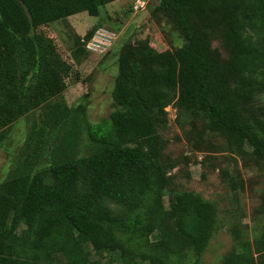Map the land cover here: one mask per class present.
Wrapping results in <instances>:
<instances>
[{
    "label": "trees",
    "instance_id": "1",
    "mask_svg": "<svg viewBox=\"0 0 264 264\" xmlns=\"http://www.w3.org/2000/svg\"><path fill=\"white\" fill-rule=\"evenodd\" d=\"M113 1L0 0V129L64 89L69 66L39 27L81 12L96 17ZM154 10L183 44L159 52L136 44L117 58L115 109L104 127L88 124L82 106H50L48 162L29 153L0 182V264H53L58 254L64 264H96L85 246L118 264H181L186 251L200 256L214 205L182 191L164 208L166 168L143 146L157 139L170 104L210 117L264 160V120L245 110L264 93V0H158ZM257 113L264 116V105ZM79 130L90 151L73 158ZM235 240L222 264H264V225L251 243Z\"/></svg>",
    "mask_w": 264,
    "mask_h": 264
},
{
    "label": "rangeland",
    "instance_id": "2",
    "mask_svg": "<svg viewBox=\"0 0 264 264\" xmlns=\"http://www.w3.org/2000/svg\"><path fill=\"white\" fill-rule=\"evenodd\" d=\"M143 1L146 3L141 11L131 8L134 0H116L99 8L96 17L81 12L39 27L69 71L61 93L0 129V182L13 175L15 167L31 157L29 153H34L39 163L48 162L51 129L44 119L50 106L64 105L69 109L82 106L88 124L104 127L109 113L115 109L110 92L117 76V58L136 44H148L157 52L172 51L183 44L174 24L155 12L158 0ZM98 28L113 37L102 52L94 53L85 48L92 36L85 39V34L89 31L93 34ZM210 47L224 58L219 41L211 40ZM261 105L264 93L257 95L245 110L264 120L257 113ZM164 112L165 122L157 127V139L143 144L149 156L166 168L164 208H169L174 194L190 191L212 203L216 214L200 256L186 251L181 264H222L223 257L234 248L235 239L251 243L261 233L264 160L255 157L245 143L232 142L204 114L177 112L172 104ZM43 145L45 151L41 153ZM89 151L86 135L79 130L72 157L85 156ZM168 225L173 228V221ZM157 239L156 233L150 236L151 241ZM85 249L88 259L96 264H118L114 257L104 253L98 256L88 246ZM253 257L256 260V254ZM53 264H64L62 256L55 255Z\"/></svg>",
    "mask_w": 264,
    "mask_h": 264
},
{
    "label": "built area",
    "instance_id": "3",
    "mask_svg": "<svg viewBox=\"0 0 264 264\" xmlns=\"http://www.w3.org/2000/svg\"><path fill=\"white\" fill-rule=\"evenodd\" d=\"M145 3L143 0H134L131 5V8L134 11H141L144 9ZM112 37L113 34L107 33L103 29L98 28L94 31L92 36L86 42L85 48L88 51L100 53L104 50L106 46L109 45Z\"/></svg>",
    "mask_w": 264,
    "mask_h": 264
}]
</instances>
